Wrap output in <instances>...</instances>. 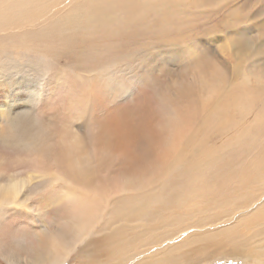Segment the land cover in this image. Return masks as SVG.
I'll list each match as a JSON object with an SVG mask.
<instances>
[{
	"label": "bare ground",
	"instance_id": "obj_1",
	"mask_svg": "<svg viewBox=\"0 0 264 264\" xmlns=\"http://www.w3.org/2000/svg\"><path fill=\"white\" fill-rule=\"evenodd\" d=\"M55 8L49 0H0V123L37 113L23 125H0L7 222L0 257L9 264H66L72 255L77 264H174L173 251L194 245L198 261L223 254L235 264H264L262 244L246 231L264 216V207L254 208L264 203V67L246 72L240 60L248 43L245 52L228 39L210 47L207 72L192 69L156 95L144 84L156 50L143 49L147 62L134 57L137 50L107 60L96 51L95 63L83 66L21 39L20 25L48 14L56 29L63 16L51 20ZM80 13H70L61 46H80ZM192 37L158 47L160 60L197 54L202 39ZM236 208L243 238L229 214L219 218ZM215 237L220 245L212 246Z\"/></svg>",
	"mask_w": 264,
	"mask_h": 264
},
{
	"label": "rangeland",
	"instance_id": "obj_2",
	"mask_svg": "<svg viewBox=\"0 0 264 264\" xmlns=\"http://www.w3.org/2000/svg\"><path fill=\"white\" fill-rule=\"evenodd\" d=\"M49 1L54 3L56 6L55 15L51 17V20L59 19L63 16V19L61 18L58 20V29H52L50 26V20H48L51 14H48L43 18V20H31L32 23H35H31V26L28 28L20 25L19 36L21 39L31 40L34 42L38 41V43L40 41L42 44H45L42 45V47L52 49L55 57L58 58L60 63H66L69 61H71L70 63H73L72 61H76L73 64H83V66L91 65L93 62L95 63L93 57L96 55V51H98V53L102 56L103 60H107V57L126 55L128 51L132 53V50H137L140 52H138L137 56L134 54V57H137V60L147 62V57L143 54V49L151 51L156 50L150 57V68H148L150 69L149 73L153 71V75L144 82L146 87L150 84L154 85L153 93L156 95H166L172 84L179 81L182 75L189 73L192 69L199 68L207 72L210 69V66H212V61L214 60L210 47H217L219 44H223L224 40L227 39L229 40H227L229 45L233 44L235 46L234 43H240L239 46L241 47L242 52L246 51L245 45L247 46L248 43L249 52L243 54L240 60L241 62L245 61L246 72H250L252 74L256 73L258 70L255 69L254 65L259 66V64H261L264 67V0ZM130 1L132 2L130 3ZM141 5L143 9H141ZM82 8L83 10H81ZM70 13L81 14L80 22L84 33H82L79 38L76 37V43L80 46L65 47L60 44L65 41L64 33L73 23V16H70L69 18ZM107 14L112 15V19H107ZM98 22H100V24H97ZM142 24H145V27H143ZM38 29L41 32L42 30H46V32L41 33ZM38 33L41 34L38 35ZM32 34H35V36ZM180 35L184 37H181ZM194 35L202 39L201 46H199L202 49H200V51L198 49V53L195 54L196 57L195 55L192 57L190 56L183 62L172 61V59L160 60L161 56L158 54V47L162 45V47H164L166 43H168V40L176 41L177 39L183 41V38H185V40H193L194 38L192 36ZM203 37L204 39H208L203 40ZM116 43H119L120 45L118 44V46ZM49 46L51 47L49 48ZM89 49H92L93 52H90ZM67 52L69 53L67 54ZM121 52L123 54H121ZM221 57L225 59L223 54H221ZM157 80L162 81L163 83L165 82L164 84L166 87L163 89L157 87L154 84L158 82ZM258 98L259 100L256 101L254 109H258L260 107L259 101L262 98V95L259 94V92ZM263 207L264 203L254 208L258 211ZM241 210V208L228 209L224 211L221 216L220 214L216 216V218L219 216L220 219L226 218L225 214H229L231 217L228 221L236 222L237 235L240 238H243L246 235L243 227L239 222L237 223L238 216H236ZM253 215L254 214H252L251 217ZM252 226H264V216H262L258 222L255 223V225L251 220H249V229L246 228L245 223L247 234L252 235L255 242L261 243V249L264 250V229L256 234H252L250 232ZM217 245H220V242L218 241V237H215V244L212 246ZM195 252L194 245L183 248L179 247V250L173 251V260L175 261L174 264H235L233 262V258L231 259L229 256L223 254H216L204 262L198 261L199 258L194 257L196 255ZM77 260L78 256L72 255L66 264H77ZM0 264L9 263L5 262L0 257ZM237 264L242 263L239 260Z\"/></svg>",
	"mask_w": 264,
	"mask_h": 264
},
{
	"label": "clouds",
	"instance_id": "obj_3",
	"mask_svg": "<svg viewBox=\"0 0 264 264\" xmlns=\"http://www.w3.org/2000/svg\"><path fill=\"white\" fill-rule=\"evenodd\" d=\"M154 84L161 89L166 87V85L162 81H158ZM36 115H37V113H32L31 111L24 110L20 113L15 114L13 117L9 118L5 122L0 123V125L6 124L8 122H17V123L23 125V124H26L28 122V118H34Z\"/></svg>",
	"mask_w": 264,
	"mask_h": 264
},
{
	"label": "snow or ice",
	"instance_id": "obj_4",
	"mask_svg": "<svg viewBox=\"0 0 264 264\" xmlns=\"http://www.w3.org/2000/svg\"><path fill=\"white\" fill-rule=\"evenodd\" d=\"M28 211H31V209H29ZM5 215H6V210L4 208H0V231H2L5 228V225L7 223L4 219Z\"/></svg>",
	"mask_w": 264,
	"mask_h": 264
}]
</instances>
